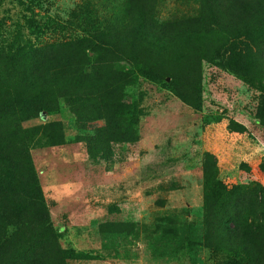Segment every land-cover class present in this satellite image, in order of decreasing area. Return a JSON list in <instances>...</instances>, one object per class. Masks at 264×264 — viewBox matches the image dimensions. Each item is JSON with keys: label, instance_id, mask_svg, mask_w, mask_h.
<instances>
[{"label": "rangeland", "instance_id": "rangeland-1", "mask_svg": "<svg viewBox=\"0 0 264 264\" xmlns=\"http://www.w3.org/2000/svg\"><path fill=\"white\" fill-rule=\"evenodd\" d=\"M242 1L0 0V102L43 95L52 110L39 118L34 104L11 121L0 117V136L14 119L28 130L50 215L42 225L0 220V264H201L193 251L152 254L146 242L174 215L202 235L205 218H214L208 177L230 194L241 189L234 205L219 203L246 208L247 224L262 225L243 242L245 262L264 264L255 247L264 242V127L254 117L264 47L251 83L210 65L231 39ZM76 9L109 27L117 54L80 47ZM137 10L150 29L132 39L125 31ZM148 71L162 76L149 80ZM195 73L204 78L191 88ZM53 125L66 136L59 147L34 135ZM227 236L212 241L228 250Z\"/></svg>", "mask_w": 264, "mask_h": 264}, {"label": "trees", "instance_id": "trees-1", "mask_svg": "<svg viewBox=\"0 0 264 264\" xmlns=\"http://www.w3.org/2000/svg\"><path fill=\"white\" fill-rule=\"evenodd\" d=\"M238 4L234 11L238 12L239 22L234 26L233 34L231 33V39L227 42L226 48H222L217 56L212 57L210 65L220 71L233 74L242 82L251 83L253 72L261 65L262 48L264 47V1L245 2L244 0ZM71 13L74 15L77 27L83 30L84 38L80 41V47L81 45H88L89 48L99 49L102 53L117 54L115 46L107 40V37L111 36V32L108 31L109 27L106 28V25V27L101 28L99 22L91 19L92 11L76 9ZM145 18L146 15L143 10L134 12L130 24L126 26V36L137 39L144 34L143 31L147 28L150 29L149 25L144 22ZM54 70L55 68L52 73H55ZM143 74L152 81L162 76L158 71H148L147 73L143 72ZM203 76L204 74L198 73L190 76L192 78L190 81L191 88L197 86V81L204 78ZM177 87L178 89L173 87L177 95L185 101L188 100L190 90L185 83L182 86L177 83ZM34 104L38 106L36 115L39 118L50 115L52 110L50 105L44 102L43 95L27 98L21 95L15 100L0 102V117L9 115L8 120L11 121L15 115H19L17 108L20 112L21 108L30 107L31 110ZM254 117L264 127L263 92L258 97ZM17 123L20 126L18 129ZM56 128V125H53L43 131H40V128L36 129L35 138H46V144L59 147L64 144L66 136L62 130L57 134ZM25 131L28 130L23 129L22 123L14 119L12 124L2 126V135L0 136V220L15 227L25 218L32 219L35 225L47 224L50 220L38 172L28 149L29 144L25 141L29 139L30 134ZM240 131L241 133L247 132L245 128ZM27 141L30 143L29 140ZM206 183L209 189V194L206 196V208L213 209L214 218L213 220L205 218V225L203 224L199 229L202 235H195L194 228L187 224V221L184 222L180 216L174 215L168 218V227H159L157 230V232L167 231L155 233L157 236L155 241L147 240V248L153 251L152 254H157L156 252H159L157 249H159L165 255L172 254L171 256H173L175 254L177 256L176 251L180 253L181 247L183 254L193 251L196 260L201 264H248L245 261L250 256L246 257L244 250L246 244L243 239L251 235L248 232L252 230V227L261 232L262 225L247 224L251 215L244 213L246 208L227 210L221 207L219 201L229 208L234 205L236 196L243 199V194L240 193L241 189L238 194H230L227 191L230 189L214 177H208ZM260 191L264 192V187L260 188ZM221 232L228 233L225 242L229 240L228 243L233 244L232 248L227 250L222 247L220 240L212 241L213 235ZM262 244L258 243L255 246L259 252L261 249L264 250Z\"/></svg>", "mask_w": 264, "mask_h": 264}]
</instances>
